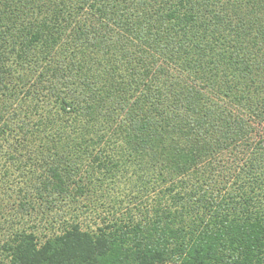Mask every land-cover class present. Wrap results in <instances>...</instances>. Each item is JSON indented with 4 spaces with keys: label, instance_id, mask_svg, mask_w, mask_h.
<instances>
[{
    "label": "trees",
    "instance_id": "trees-1",
    "mask_svg": "<svg viewBox=\"0 0 264 264\" xmlns=\"http://www.w3.org/2000/svg\"><path fill=\"white\" fill-rule=\"evenodd\" d=\"M120 182L156 197L101 217ZM12 192L58 226L0 264H264V0H0Z\"/></svg>",
    "mask_w": 264,
    "mask_h": 264
},
{
    "label": "rangeland",
    "instance_id": "rangeland-1",
    "mask_svg": "<svg viewBox=\"0 0 264 264\" xmlns=\"http://www.w3.org/2000/svg\"><path fill=\"white\" fill-rule=\"evenodd\" d=\"M13 193L14 192L11 193L10 197L7 195H4L3 197L0 196V238H2L4 233L13 231L16 227L23 226L29 229L32 225H34L33 229L38 234L40 239L51 236V234L57 230L56 226H58V223L55 222V219H52V216L54 213H56V210L42 212L46 204L41 203L42 200L37 199L33 202L34 209L28 207L30 213L25 215L22 211H18L16 196ZM109 193V197L107 195L104 196L102 200L100 198V201H103L104 204L98 206V211H100L102 215L101 217L105 216L108 219H112L114 216L122 217L126 214V211L138 216L137 207L141 209L142 204L150 205V202L156 197L155 194H148L142 198H140L141 196L134 198L132 187L124 184L123 182L118 183L114 189L110 190ZM115 196L119 197L122 202L116 204L115 207L111 209V212L107 213L105 207L110 204L114 205L112 199ZM81 219L83 228H86V226L90 225V228L95 229L97 225H102L101 221L99 219L97 220L95 218V214L93 213ZM93 219L96 220L94 223H92ZM18 220L21 223L17 224ZM7 227L12 228L13 230H8Z\"/></svg>",
    "mask_w": 264,
    "mask_h": 264
}]
</instances>
